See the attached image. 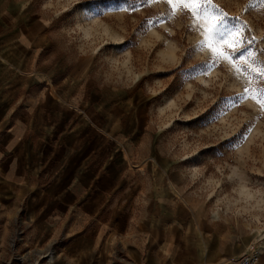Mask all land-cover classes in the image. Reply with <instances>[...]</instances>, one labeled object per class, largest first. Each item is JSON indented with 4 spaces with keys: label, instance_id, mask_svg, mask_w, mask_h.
I'll use <instances>...</instances> for the list:
<instances>
[{
    "label": "crops",
    "instance_id": "crops-1",
    "mask_svg": "<svg viewBox=\"0 0 264 264\" xmlns=\"http://www.w3.org/2000/svg\"><path fill=\"white\" fill-rule=\"evenodd\" d=\"M57 36L42 14L0 0V193L18 197L37 242L65 243L74 264L246 252L157 153L147 100L109 92Z\"/></svg>",
    "mask_w": 264,
    "mask_h": 264
},
{
    "label": "rangeland",
    "instance_id": "rangeland-1",
    "mask_svg": "<svg viewBox=\"0 0 264 264\" xmlns=\"http://www.w3.org/2000/svg\"><path fill=\"white\" fill-rule=\"evenodd\" d=\"M18 1L47 19L61 44L76 58H83L109 92L124 96L140 93L147 100L157 153L170 157L173 170H179L188 188L215 210L237 246L244 247L243 254L259 248L260 264H264V118L235 151L222 149L223 156L211 151L201 154L202 149L220 145L262 114L257 103L247 99L204 127L189 123L211 112L222 97L242 92L247 84L226 62L209 75L195 79L181 76L180 69L191 68L210 56L205 49L186 59L202 39L199 31L189 30L190 17L181 14L172 22L137 34L145 18L167 11L168 6L159 3L132 13L108 11L95 19H80L72 10L82 0ZM124 2L107 0L106 7L118 8ZM215 2L230 14L242 16L264 47V13H245L247 0ZM132 39L137 41L135 47L118 50L109 46ZM228 176L233 180L228 181ZM26 218L18 197L0 193V264H74L77 256L63 251L65 243L37 242L34 227Z\"/></svg>",
    "mask_w": 264,
    "mask_h": 264
},
{
    "label": "snow or ice",
    "instance_id": "snow-or-ice-1",
    "mask_svg": "<svg viewBox=\"0 0 264 264\" xmlns=\"http://www.w3.org/2000/svg\"><path fill=\"white\" fill-rule=\"evenodd\" d=\"M107 0H82L72 11L80 19H95L96 15H106L108 11L136 12L142 6L154 4H166L167 11L147 17L142 22L137 34L146 33L153 27L174 21L181 14L190 17L188 28L190 31H199L200 39L190 49L186 59H191L195 51L207 49L209 59L201 61L191 68H182L179 71L186 79H195L198 75H209L211 70L221 63H227L233 69L237 77H244L247 84L242 92L234 93L231 97H222L211 112L189 122L198 127H204L208 123L215 122L247 99L254 100L260 108L262 115L249 120L234 136L228 138L220 145H211L202 149L201 154L208 151L223 156L222 149L235 151L247 142L255 128L256 122L264 118V47H261L260 38L257 37L251 25L240 15H232L215 0H125L118 8L106 7ZM259 11L264 13V0H247L244 12ZM172 35L169 29L165 30ZM135 39L116 44L118 50L135 47ZM183 122V121H181ZM217 171H220L217 168ZM235 170H233L234 172ZM228 181L233 176L226 177Z\"/></svg>",
    "mask_w": 264,
    "mask_h": 264
},
{
    "label": "built area",
    "instance_id": "built-area-1",
    "mask_svg": "<svg viewBox=\"0 0 264 264\" xmlns=\"http://www.w3.org/2000/svg\"><path fill=\"white\" fill-rule=\"evenodd\" d=\"M260 262L259 248H254L251 251L241 255L230 264H258Z\"/></svg>",
    "mask_w": 264,
    "mask_h": 264
},
{
    "label": "bare ground",
    "instance_id": "bare-ground-1",
    "mask_svg": "<svg viewBox=\"0 0 264 264\" xmlns=\"http://www.w3.org/2000/svg\"><path fill=\"white\" fill-rule=\"evenodd\" d=\"M258 264H260V262Z\"/></svg>",
    "mask_w": 264,
    "mask_h": 264
}]
</instances>
